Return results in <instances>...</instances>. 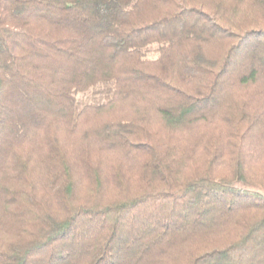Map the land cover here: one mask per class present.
I'll list each match as a JSON object with an SVG mask.
<instances>
[{
	"label": "trees",
	"instance_id": "obj_1",
	"mask_svg": "<svg viewBox=\"0 0 264 264\" xmlns=\"http://www.w3.org/2000/svg\"><path fill=\"white\" fill-rule=\"evenodd\" d=\"M0 264H264V0H0Z\"/></svg>",
	"mask_w": 264,
	"mask_h": 264
},
{
	"label": "rangeland",
	"instance_id": "obj_2",
	"mask_svg": "<svg viewBox=\"0 0 264 264\" xmlns=\"http://www.w3.org/2000/svg\"><path fill=\"white\" fill-rule=\"evenodd\" d=\"M113 82L102 81L91 89L77 94L78 107L88 103H99L112 93Z\"/></svg>",
	"mask_w": 264,
	"mask_h": 264
}]
</instances>
